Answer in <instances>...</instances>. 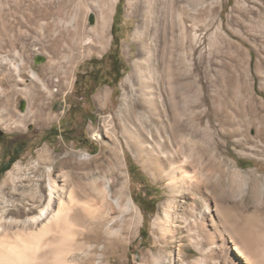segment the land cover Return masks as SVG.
<instances>
[{
  "label": "rangeland",
  "instance_id": "rangeland-1",
  "mask_svg": "<svg viewBox=\"0 0 264 264\" xmlns=\"http://www.w3.org/2000/svg\"><path fill=\"white\" fill-rule=\"evenodd\" d=\"M0 1L3 2L0 23L4 24L0 33V92L8 87L16 91L41 87L29 77L30 71L39 73L41 80L55 89L54 95L45 99L46 112L51 118L44 121L28 115L31 97L25 99L14 94L9 102H3L0 94V159H8L16 141L24 140L20 145L22 152L13 156L9 168L0 173V181L9 170L13 176L20 177L21 171L38 158L43 146L55 157L66 152L76 158L90 154L89 161L81 160L83 181H89L91 175L117 179L121 163L128 178L129 194L141 211L142 222L137 235L126 244L122 258L115 259L114 264L148 263V252L161 253L166 262L161 260L160 264H179L180 259L186 261L199 255L186 238L174 237L164 246L161 232L153 226L164 204L183 200L176 186L180 180L169 179L166 169L144 162L126 144L125 130L140 109L135 91L137 79L131 73L132 62L138 57V45L132 37L142 14L131 8V2L144 4L145 0H117L107 31L108 45L103 50L93 48L96 37L92 33L93 43L83 44L73 52L63 45L59 52H53L49 44L64 33V27L69 26L66 22L71 21L72 25L75 21L82 22L83 5L90 7L95 17L110 0ZM156 1L161 4V0ZM191 2L196 15L202 5L207 9L205 20H194L192 29L191 70L194 97H198L193 103L192 116L194 124H204L211 137L209 142L194 137L192 146L205 149L206 157L212 162L214 156L220 157L227 170L238 169L246 208L259 210L253 216L258 224H244L242 220L241 227L261 244L259 239L264 234V0ZM34 3H50L45 15L35 18L44 23L42 29L29 19ZM178 35L176 27L175 38ZM177 51L181 52L180 47ZM38 55L44 59L35 62ZM114 57H117V76L111 71ZM6 60L12 61L11 66L19 63L21 73L16 74ZM93 74L100 78L94 80ZM103 89L109 93L102 104L97 98ZM124 95L129 105L121 107ZM51 126L54 130L47 132ZM44 170L42 166L40 172ZM41 182L44 189L45 182ZM8 190V186H3L1 192L8 195ZM166 236L171 238L169 234ZM179 250L183 253L178 260Z\"/></svg>",
  "mask_w": 264,
  "mask_h": 264
},
{
  "label": "bare ground",
  "instance_id": "bare-ground-1",
  "mask_svg": "<svg viewBox=\"0 0 264 264\" xmlns=\"http://www.w3.org/2000/svg\"><path fill=\"white\" fill-rule=\"evenodd\" d=\"M116 2L104 4L95 17L91 8L83 5L82 22H66L69 26L51 40L49 49L59 52L63 45L71 52L78 51L83 44L93 43L94 33L93 48L103 50L110 41L107 31ZM157 3L131 2V8L142 14L132 37L138 45V57L132 62L131 73L137 79L140 109L133 112L136 116L125 130L126 144L138 157L166 169L169 179L180 180L176 186L183 200L164 204L153 226L161 232L164 246L177 237L186 238L196 247L199 255L186 261L180 259L183 252L179 250V264H264V234L258 244L241 227L242 220L244 224H258L253 216L259 210L246 208L238 169L227 170L220 157L214 156L212 162L205 149L192 146L194 137L201 142L211 139L204 124H194L192 107L198 97H194L190 58L194 20L204 21L207 9L202 5L196 15L191 0ZM48 5L33 4L29 19L40 29L45 25L35 18L44 16ZM3 25L0 23V33ZM14 65L11 67L19 75L21 67L19 63ZM28 75L41 87L30 91L8 87L0 92L2 100L9 102L14 94L31 97L28 115L48 120L51 117L45 99L52 97L55 89H50L36 71ZM108 93L103 89L98 101L103 104ZM128 105L124 95L121 107ZM21 116L25 118V114ZM90 159V154L76 158L71 152L55 157L43 146L38 158L24 166L20 177L13 176L11 170L7 172L0 181V264H114L115 259L122 258L126 244L138 233L141 211L129 194L121 163L117 179L91 175L89 181H83L81 160ZM50 161L53 163L48 164ZM32 183L36 186L31 187ZM3 186L9 187L8 195L2 194ZM146 255L150 260L144 264L166 260L161 253Z\"/></svg>",
  "mask_w": 264,
  "mask_h": 264
},
{
  "label": "trees",
  "instance_id": "trees-1",
  "mask_svg": "<svg viewBox=\"0 0 264 264\" xmlns=\"http://www.w3.org/2000/svg\"><path fill=\"white\" fill-rule=\"evenodd\" d=\"M112 27H114V25H112ZM111 71L114 72L116 76L118 75L117 69L113 65L111 66ZM53 130H54V127L51 126L47 130V132H51ZM22 150H23V148H20V146L15 145V147L12 149V155L9 156L7 162L5 164L0 163V170H1L0 173L4 172L5 170H7L9 168L10 164L13 162L12 161L13 156L20 154L22 152Z\"/></svg>",
  "mask_w": 264,
  "mask_h": 264
},
{
  "label": "flooded vegetation",
  "instance_id": "flooded-vegetation-1",
  "mask_svg": "<svg viewBox=\"0 0 264 264\" xmlns=\"http://www.w3.org/2000/svg\"><path fill=\"white\" fill-rule=\"evenodd\" d=\"M116 63H117V57L112 58L111 66L113 65L115 67ZM92 77H93L94 80H98L100 78V76L97 75V74H93ZM23 141H24L23 139H19V140L16 141L15 145L20 146V145H22Z\"/></svg>",
  "mask_w": 264,
  "mask_h": 264
},
{
  "label": "water",
  "instance_id": "water-1",
  "mask_svg": "<svg viewBox=\"0 0 264 264\" xmlns=\"http://www.w3.org/2000/svg\"><path fill=\"white\" fill-rule=\"evenodd\" d=\"M43 59H44L43 56L38 55L37 58L35 59V62H40Z\"/></svg>",
  "mask_w": 264,
  "mask_h": 264
},
{
  "label": "crops",
  "instance_id": "crops-1",
  "mask_svg": "<svg viewBox=\"0 0 264 264\" xmlns=\"http://www.w3.org/2000/svg\"><path fill=\"white\" fill-rule=\"evenodd\" d=\"M7 160H8V159H6V158H1V159H0V163L5 164V163L7 162Z\"/></svg>",
  "mask_w": 264,
  "mask_h": 264
}]
</instances>
